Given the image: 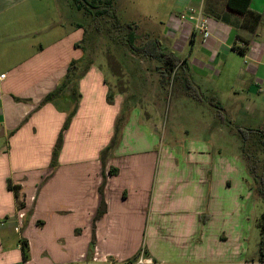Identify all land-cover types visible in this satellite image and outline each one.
Returning <instances> with one entry per match:
<instances>
[{
  "label": "crops",
  "instance_id": "obj_1",
  "mask_svg": "<svg viewBox=\"0 0 264 264\" xmlns=\"http://www.w3.org/2000/svg\"><path fill=\"white\" fill-rule=\"evenodd\" d=\"M179 1L203 8L209 20L210 35L197 49L198 32L181 21L184 12L170 16L169 26L177 30L171 35L184 31L183 46L192 41V52L201 53L193 69L191 56L181 59L188 71L197 65L207 77L228 76L229 100L252 95L263 103L264 0L251 1L249 11L260 15L254 30L228 0ZM62 2L0 0V76L6 75L0 78V264H83L91 248L99 262H131L143 250L157 264H262L248 257L245 226L234 218L243 205L242 177L248 179L238 150L231 154L239 140L223 125H209L206 139L199 129L189 134L169 128L155 107L146 118L134 106L147 89L141 86L145 67L139 68V99L133 87L119 92L105 68L92 64L77 80V101L65 89L43 103L61 86L71 62L84 56L75 46L85 38L83 25L70 22L72 8ZM105 79L115 91L112 105ZM213 97L225 114L232 111L231 102ZM75 103L52 168L53 149ZM257 104L253 100L244 110L255 111ZM124 105L129 109L120 139L104 164L101 154ZM168 106L174 107L172 101ZM110 169L117 172L110 175ZM103 200L106 213L96 219Z\"/></svg>",
  "mask_w": 264,
  "mask_h": 264
},
{
  "label": "rangeland",
  "instance_id": "obj_2",
  "mask_svg": "<svg viewBox=\"0 0 264 264\" xmlns=\"http://www.w3.org/2000/svg\"><path fill=\"white\" fill-rule=\"evenodd\" d=\"M62 1L60 2L59 0H56V5L59 6V3L62 4ZM66 3L72 8V21L70 22L72 24L80 23L86 27V30L88 31L85 36L88 40L86 41L85 46L88 48L89 52H91L89 55L93 58L92 62L105 68L106 77L109 80L114 81L115 87L119 86V92L125 91L126 86L128 87L127 90H130L133 87L134 94L132 95L131 93V95L135 96L134 99H139L138 92L136 91L139 90V84H141L138 81V75L140 73L138 68L140 65L145 67L147 70V76L142 79L141 86L146 84L147 89L145 90L142 88L143 90L140 91L142 93V98L144 97V92L147 93L148 98L143 100L140 97L141 101L134 106H136L135 108L144 110L146 118L149 116V109L155 107V112H162L161 122L163 125L168 123L169 128L172 127L173 129L182 127L183 133L186 131L189 134H192L195 130L199 129L200 136L202 135L205 139L208 138V131L211 125L212 128L215 125L216 127L223 125L225 130H227L228 135L229 132H231L230 137L233 138L234 141H236L235 139L239 140V143L237 141L235 144L232 143V157L235 155V150L236 152L238 150V155L243 160L242 148L245 146L247 151L257 155L260 160L264 159L263 150L254 135L243 145L240 137L227 123V121H229L232 125H235L234 127L238 126L247 129L262 128L264 126V101L262 103L258 100L257 96L252 95H247L249 97H246V99L238 98L237 101L235 99L229 100V77L223 75V80H219L220 77H207V71H201L197 65H195V69L192 70V72H189L188 68L186 69L185 66L178 68L174 75L175 80H173L166 88H162L160 78L158 80V75L160 74L156 70L157 67L163 65L161 62L157 60L148 61L134 55L131 58H126V56L121 55L122 53H128V50L118 44L116 39L112 40L109 38V33H107L106 30L109 27L107 24L108 18L104 19L102 24L100 23V30L96 31V22L91 20L90 17L81 15L75 9L73 0H66ZM181 4L182 3H180L179 0H114V6L120 19L123 22L134 23L136 25L139 42H141V36L156 38L161 42L164 50L174 52L179 59L186 60L191 56L189 62L193 69L192 60H200L201 53H198V51L195 53L192 52V41H188L183 46L185 43L183 38L186 37L185 32L180 30L178 35L172 36L171 33L177 34V30L169 26L171 20L170 16L173 14L179 16L180 12H184L183 14H185L191 8H196L193 6H183ZM201 9L205 14L204 9ZM79 28H81V26ZM197 35L198 38L195 48L199 49L202 35L200 33H197ZM237 60L242 61L241 58H238ZM119 61L125 64L121 65L119 64ZM203 62L207 63V61ZM149 67L152 68L151 71H149ZM117 68L118 70L120 69V81L114 77L115 73H113V71L117 72ZM125 68L128 71L123 75L121 69L124 71ZM229 75L231 77L233 76L231 73ZM188 84L197 87L201 91L204 98L203 102H197L189 96ZM212 96H220V98L222 97L224 99V102H231V104L226 103L228 106H231L232 110L225 114L227 121L221 122L220 119L216 117L217 110H214L210 106ZM253 100L254 102L257 100L258 108H256L255 111H245L244 109L248 107ZM169 101H172V106H174L170 110H168ZM144 102L147 104L145 105ZM159 103H162L161 108H159ZM157 105L158 107H156ZM146 106H148V108ZM236 108H241L243 113L237 114ZM128 109L129 106L124 105L121 116H123V113ZM211 114H214L217 118L215 120L216 122L214 121L216 124H211ZM173 138L176 137L173 136ZM219 138L222 142H225L223 133H221ZM200 144L206 145L202 142ZM258 173L264 175V168L261 170L259 169ZM247 175V183H245V180H243L242 177L241 187L242 191L245 192L243 196L241 195V203L243 204L242 209L240 210L237 208L238 214L235 215L234 218L239 222L241 221L242 225L245 226V233L248 239V248L246 250L248 257L260 261L261 254L258 249L260 232L257 223L264 211V203L256 191L254 177L251 176L249 172ZM262 264H264V262Z\"/></svg>",
  "mask_w": 264,
  "mask_h": 264
},
{
  "label": "trees",
  "instance_id": "obj_3",
  "mask_svg": "<svg viewBox=\"0 0 264 264\" xmlns=\"http://www.w3.org/2000/svg\"><path fill=\"white\" fill-rule=\"evenodd\" d=\"M252 0H228V7L229 9L243 13L245 14V25L250 29L254 30L256 27L257 22L259 21L260 15L249 11L250 5ZM74 7L77 11L82 12V15H85L87 17H90L91 20H94L97 24L96 31L100 30V23L102 24L104 19H107V24L109 27L106 29L107 33H109L110 39H116L117 43L122 45V47H125L128 50V53L121 55L126 56V58H131L133 55L137 56L142 59H146L148 61L157 60L161 62L163 65L156 68L157 72L160 74V84L162 88H166L168 85L172 83L173 80H175L174 75L176 74V71L178 68L184 67L187 69L186 64L184 61H181L178 57H176L174 52L166 51L162 48L161 42L156 38L141 36L140 41H138V34H137V27L134 23H126L123 22L114 6V0H73ZM99 20V21H98ZM84 28L85 36L88 32L86 30V27ZM87 38L85 37L80 43H77L75 46L77 48H80L84 52V56L80 60H73L71 64L69 65L66 77L61 84V86L48 94L43 103H47L57 97H60L62 95V92L65 89H69L71 96L73 97V100L77 101L79 99V95H77L76 91V84L77 80L83 76L89 69V67L94 64L93 58L89 55V50L85 46ZM93 44V43H92ZM90 56V59H89ZM120 57V56H119ZM116 60V59H115ZM118 60V59H117ZM119 64L124 65L125 63H121L119 61ZM139 65V64H138ZM141 66H139L140 68ZM138 68V69H139ZM120 70V69H119ZM117 68V72L113 71L114 77L119 80V72ZM122 74L124 75V71L121 69ZM120 81V80H119ZM105 82L107 85H109L108 93H107V102L108 104L112 105L114 104V98H115V91L112 88V86L108 83V81L105 79ZM119 86H116L115 88L118 89ZM125 89L127 90L128 87L126 86ZM125 90V91H126ZM124 92V91H123ZM188 94L197 102H203L204 98L201 93V91L197 87H193L190 84H188ZM217 99L215 97H211L210 100V106L214 110H217L216 117L220 119L221 122L227 121V118L225 116L224 108L221 106L220 102H216ZM76 103L75 106L68 116L67 120L65 121V124L61 130V133L58 136L57 142L55 144V147L53 149L52 153V162L51 167L55 168L57 166V159L59 156V152L62 148L63 144V132L68 129L72 118L74 117L76 113ZM126 113V112H125ZM125 113H123V116H120L116 127H115V133L114 137L110 143V145L102 152L101 154V160L105 164V161L110 153L111 150L115 148L119 141L120 136V128L121 124L124 121ZM227 123L231 126V128L237 133V135L240 137L242 144L244 145L251 136H255L257 138L258 144L261 146L263 150L264 155V126L259 129H247L243 127H234L235 125H232L231 122L227 121ZM231 129V130H232ZM253 137V138H255ZM242 157L243 160L246 162L247 165V171L250 173L251 176L254 177V182L256 185V191L258 195L261 197L263 203H264V175H260L258 173V170L264 168V159L260 160L257 155H255L252 152L247 151L245 146L242 148ZM117 171L115 169H110L109 174L114 175ZM9 190H13L16 193H18L17 187H12V185L9 184ZM106 213V205L104 200L101 202V205L99 207V210L96 215V219L101 218ZM258 228L260 232V239L258 244V249L261 254L260 262L263 263V257H264V211L261 214L259 220H258ZM22 251H23V259L26 261L29 259V250L27 247L26 242H23L22 244ZM93 251V248L89 250V255H91Z\"/></svg>",
  "mask_w": 264,
  "mask_h": 264
},
{
  "label": "built area",
  "instance_id": "obj_4",
  "mask_svg": "<svg viewBox=\"0 0 264 264\" xmlns=\"http://www.w3.org/2000/svg\"><path fill=\"white\" fill-rule=\"evenodd\" d=\"M181 21L191 23L194 31L200 33L204 39H207L210 35L209 30V20L208 17L204 14L201 8H194L187 11L185 14H182L180 17ZM5 74L1 75L0 78L4 79ZM16 231H19V227L15 228ZM81 262L83 264H157L153 257L146 254L143 250L139 256L131 262H99L97 258V252L95 249L92 251L91 255H83L81 257Z\"/></svg>",
  "mask_w": 264,
  "mask_h": 264
}]
</instances>
